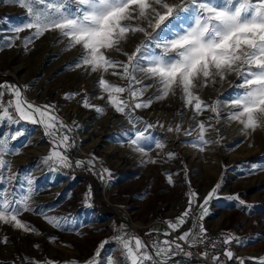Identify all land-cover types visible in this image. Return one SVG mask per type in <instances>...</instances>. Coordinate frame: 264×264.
I'll return each instance as SVG.
<instances>
[{
	"label": "rangeland",
	"instance_id": "obj_1",
	"mask_svg": "<svg viewBox=\"0 0 264 264\" xmlns=\"http://www.w3.org/2000/svg\"><path fill=\"white\" fill-rule=\"evenodd\" d=\"M26 18L25 8L13 0H0V84L20 87L23 96L37 106L54 105V114L72 129L67 133L72 143L67 155L72 161L85 163L50 171L41 162L51 149L47 141L50 138L36 139L41 133L38 124L21 121L0 125V135L26 130L16 140L8 141L19 149V154L4 155L11 164L6 175L17 174L25 187V177L30 176L38 189L30 199L37 211L20 216L38 232L25 233L0 224V238H8L7 243H0V264H26L25 258L39 264L48 260L54 264H85L104 241L108 242L100 249L97 264H108L110 258L120 261L119 246L112 238L121 225L129 237H139L148 245L154 260L161 264H213L212 254L203 259L197 252L198 244L189 247L184 241H177L183 252L177 250L168 258L154 255V242L174 241L194 225V231L199 232L200 224L206 233L218 231L225 237L240 238L241 242L234 240L226 246L234 258L228 260L222 254L219 264H240L236 258H242L244 264H258L264 258V128L242 132V125L226 118L228 108L224 106L220 108L219 123L211 111L194 118L192 108L184 105L178 90L175 95L157 100L155 87L148 88L140 98H152L150 106L118 113L107 103V94L97 83L100 73L72 66L81 53L80 47L66 50L67 41L61 40L57 31L26 43L25 37L34 30L14 31ZM143 39L142 33H136L122 47L130 53ZM108 55L127 59L116 51ZM112 71L104 73V78L127 87V81L111 75ZM240 83L233 73L222 85L200 89L199 95L209 104L217 99L228 100L236 91H242L236 88ZM66 94L75 95L66 98ZM101 95L104 99L99 98ZM85 98L89 104L103 107L104 112L85 107ZM3 99H10L6 90ZM121 99L131 100L127 92L121 94ZM130 119L136 130L154 125L145 132L153 138L146 155L133 151L127 142L125 133L133 128ZM200 121L206 126L204 139L211 143H197ZM210 124L213 127H208ZM157 141L162 148L155 147ZM169 153L174 155L170 158ZM18 181L8 184L9 190L18 187ZM218 183L220 188L205 205L207 213L200 220L199 205ZM190 191L197 194L192 211L187 222L173 231L167 222H175L188 207ZM235 195L239 199H228ZM240 200L245 203L241 205ZM46 216L61 218L67 230L53 227ZM165 232L170 235L165 236ZM185 252H191V257Z\"/></svg>",
	"mask_w": 264,
	"mask_h": 264
},
{
	"label": "snow or ice",
	"instance_id": "obj_2",
	"mask_svg": "<svg viewBox=\"0 0 264 264\" xmlns=\"http://www.w3.org/2000/svg\"><path fill=\"white\" fill-rule=\"evenodd\" d=\"M13 3L27 10L25 22L14 31L20 33L26 29L34 30L31 36L25 37L26 43H31L34 38L39 39L46 32L57 31L61 40L67 41L66 50L79 46L81 53L72 66L100 73L97 83L101 91L107 94V103L118 113L125 114L126 108L134 111L150 106L152 98H140L148 88L155 87L157 100L167 98L170 94L175 95L178 90L184 105L192 108L194 118L211 111L219 123L220 108L224 106L228 108L226 118L242 125V132L264 128V0H13ZM136 33H142L144 39L130 53L124 51L122 45ZM110 51L120 52L127 59H114L108 55ZM109 69H113L111 75L126 80L127 87L106 80L104 73ZM233 73L241 81L236 88L242 91H236L228 100L217 99L211 104L201 98L200 89L210 84L222 85ZM146 80L151 83L145 84ZM5 90L10 95L6 102L3 99ZM126 92L131 100L121 99V94ZM72 95L75 94H66V98H71ZM99 98L104 99V96ZM138 99L140 102H136ZM83 104L94 108L98 113L104 112L103 107L89 104L87 98ZM54 111V105L37 106L29 102L18 86L0 84V125H15L21 121L41 125L52 145L49 154L41 162L50 171L72 167L73 164L79 167L85 162L72 161L67 155L68 149L72 147L67 133L72 129ZM129 122L133 124V128L130 133H125L127 142L133 151L146 155L151 150L153 138L145 136V132L154 125L146 124L144 130H136L135 123L131 119ZM198 127L200 134L197 143H211L204 139L205 122L200 121ZM176 130L179 131V125ZM25 131L18 129L14 134L0 135V224L10 225L27 233L38 230L20 216L23 212L37 211L31 207L30 199L38 189L33 187L34 181L30 176L25 177V187L23 182L18 181L17 174L6 175L11 171V164L4 159L5 154H19V149L14 145L10 146L8 141L16 140ZM168 131H172V128L169 127ZM155 147L162 148L163 144L157 141ZM168 155L171 158L174 153ZM151 162L155 163L154 160ZM169 179L171 181V177ZM13 180L18 181V187L9 190L7 185ZM219 188L218 183L205 197L203 204L199 205L202 209L200 220L207 213L205 205ZM187 195L188 207L175 222H167L173 231L187 222L186 218L192 211L197 194L190 191ZM228 199L239 197L235 195ZM239 203L243 205L245 202L240 200ZM40 214L43 215L42 212ZM45 219L53 227L67 230L66 222L62 224L61 218L46 216ZM195 228L196 225L174 241L154 242V255L168 258L175 255L177 250L183 252V246L177 241H184L189 247L205 243L207 230L203 224L199 225V232L194 231ZM116 231L118 234L112 239L119 246L121 260L110 258L108 264H146L148 261L161 264L160 260H154L148 245L139 237H129L123 231V225ZM164 235L168 236L170 233L165 232ZM234 240L241 242L240 238L228 235L223 243L227 245ZM7 242V237L0 238V243ZM107 242H102L94 256L85 264H97L96 257ZM215 246L213 243L212 247ZM184 254L188 257L192 255L191 252ZM223 255L228 260L234 258V253L228 249L224 250ZM200 256L208 259L209 253L205 251ZM211 259L213 264H219V255H212ZM236 259L244 264L242 258ZM25 262L39 264L28 261L27 258ZM44 264L54 262L48 260ZM258 264H264V258Z\"/></svg>",
	"mask_w": 264,
	"mask_h": 264
},
{
	"label": "built area",
	"instance_id": "obj_3",
	"mask_svg": "<svg viewBox=\"0 0 264 264\" xmlns=\"http://www.w3.org/2000/svg\"><path fill=\"white\" fill-rule=\"evenodd\" d=\"M225 236L222 232H208L204 236L205 243L198 244L199 250L198 254L207 251L212 255H222L226 249V244L223 243ZM215 243V248L212 247V244Z\"/></svg>",
	"mask_w": 264,
	"mask_h": 264
},
{
	"label": "bare ground",
	"instance_id": "obj_4",
	"mask_svg": "<svg viewBox=\"0 0 264 264\" xmlns=\"http://www.w3.org/2000/svg\"><path fill=\"white\" fill-rule=\"evenodd\" d=\"M39 125V124H38ZM39 127H40V136L39 137H37L36 139H41V138H43V139H48L45 135H44V130H43V127L41 126V125H39ZM48 141V143H49V139L47 140ZM49 145H50V147H52V145L49 143Z\"/></svg>",
	"mask_w": 264,
	"mask_h": 264
}]
</instances>
